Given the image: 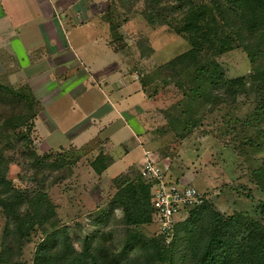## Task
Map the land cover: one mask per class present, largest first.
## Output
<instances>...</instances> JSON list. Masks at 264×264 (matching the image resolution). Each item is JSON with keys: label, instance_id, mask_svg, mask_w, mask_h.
<instances>
[{"label": "rangeland", "instance_id": "obj_1", "mask_svg": "<svg viewBox=\"0 0 264 264\" xmlns=\"http://www.w3.org/2000/svg\"><path fill=\"white\" fill-rule=\"evenodd\" d=\"M210 1L122 0L135 26L115 36L148 96V150L172 180L205 194L202 210L184 209L166 241L142 159L109 176L103 135L71 142L81 127H50L33 88L2 70L36 114L26 116L28 103L13 118L0 100V264H92L90 252L103 264H200L215 222L232 255L264 223V0H224L238 20Z\"/></svg>", "mask_w": 264, "mask_h": 264}, {"label": "crops", "instance_id": "obj_2", "mask_svg": "<svg viewBox=\"0 0 264 264\" xmlns=\"http://www.w3.org/2000/svg\"><path fill=\"white\" fill-rule=\"evenodd\" d=\"M125 13L119 0H0V72L33 88L50 127H81L71 142L103 135L111 177L149 149L140 127L148 96L115 41L135 26Z\"/></svg>", "mask_w": 264, "mask_h": 264}, {"label": "trees", "instance_id": "obj_3", "mask_svg": "<svg viewBox=\"0 0 264 264\" xmlns=\"http://www.w3.org/2000/svg\"><path fill=\"white\" fill-rule=\"evenodd\" d=\"M119 1L125 6L122 0ZM210 4L213 12H216L223 18L231 11L230 16L237 19V10H230L229 5H227L224 0H212L210 1ZM254 38H256V36H254ZM243 79L244 77L241 76L234 80H230V82L234 83L235 81H242ZM30 97V95L21 93L11 87V85L9 86L0 82V100L7 106V108L4 109L5 114H9L13 118H16L17 114L26 111V107H28L29 103V108H32V111L26 116H28L29 119L33 118L36 112L33 108ZM31 99H33V97H31ZM8 120L9 119H7L6 122H8ZM138 172L141 175L139 169ZM141 177L144 178L142 175ZM199 208L201 209L202 206ZM262 211L264 213V202L262 204ZM194 213L197 212L194 211L193 214ZM254 224L255 226L252 225L254 229L252 228L250 230L245 241L238 242V253L232 255V252L230 251L232 247L230 240L226 238L223 230L225 223L217 224L215 222L213 224V231L210 233L201 249L199 259L200 264H264V223L258 221ZM90 256L92 264H103L93 252H90Z\"/></svg>", "mask_w": 264, "mask_h": 264}, {"label": "built area", "instance_id": "obj_4", "mask_svg": "<svg viewBox=\"0 0 264 264\" xmlns=\"http://www.w3.org/2000/svg\"><path fill=\"white\" fill-rule=\"evenodd\" d=\"M138 74L141 76V73ZM165 170L162 169L155 153L147 150L142 158L140 173L154 181H151L152 218L158 233L166 241H170L183 210L202 206L206 202V196L195 185L181 177L172 180Z\"/></svg>", "mask_w": 264, "mask_h": 264}]
</instances>
